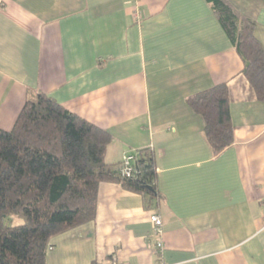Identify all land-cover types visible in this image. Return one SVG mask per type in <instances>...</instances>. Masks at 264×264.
Listing matches in <instances>:
<instances>
[{
	"label": "crops",
	"instance_id": "1",
	"mask_svg": "<svg viewBox=\"0 0 264 264\" xmlns=\"http://www.w3.org/2000/svg\"><path fill=\"white\" fill-rule=\"evenodd\" d=\"M228 2L264 47V0ZM244 67L208 0H0V129L41 92L111 134L106 162L155 152L152 208L101 183L96 219L47 264H264V103ZM221 84L235 140L215 155L187 99Z\"/></svg>",
	"mask_w": 264,
	"mask_h": 264
},
{
	"label": "trees",
	"instance_id": "2",
	"mask_svg": "<svg viewBox=\"0 0 264 264\" xmlns=\"http://www.w3.org/2000/svg\"><path fill=\"white\" fill-rule=\"evenodd\" d=\"M245 64L243 75L264 103V47L256 22L228 0H208ZM200 115L213 153L234 144L229 88L221 84L188 97ZM11 130L0 129V264H47L54 237L93 222L100 184L116 182L145 197L160 198L155 152L135 155L132 177L106 162L111 134L41 92L28 98ZM21 221V223H18ZM93 264H97L94 262Z\"/></svg>",
	"mask_w": 264,
	"mask_h": 264
},
{
	"label": "built area",
	"instance_id": "3",
	"mask_svg": "<svg viewBox=\"0 0 264 264\" xmlns=\"http://www.w3.org/2000/svg\"><path fill=\"white\" fill-rule=\"evenodd\" d=\"M135 164V155L125 156L121 161L119 166V173H121L125 177H132L134 165ZM152 224L154 228L153 236L155 237L156 241V248L159 251H162L165 245V241L163 239L164 229H163V222L162 218H160L159 213H154L152 216Z\"/></svg>",
	"mask_w": 264,
	"mask_h": 264
},
{
	"label": "rangeland",
	"instance_id": "4",
	"mask_svg": "<svg viewBox=\"0 0 264 264\" xmlns=\"http://www.w3.org/2000/svg\"><path fill=\"white\" fill-rule=\"evenodd\" d=\"M19 223H21V221H18L17 225H18Z\"/></svg>",
	"mask_w": 264,
	"mask_h": 264
}]
</instances>
